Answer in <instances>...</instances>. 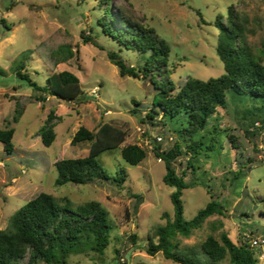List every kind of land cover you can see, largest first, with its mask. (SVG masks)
<instances>
[{"label": "rangeland", "instance_id": "obj_1", "mask_svg": "<svg viewBox=\"0 0 264 264\" xmlns=\"http://www.w3.org/2000/svg\"><path fill=\"white\" fill-rule=\"evenodd\" d=\"M118 4L132 5L135 14L145 17L167 40L172 48L173 79L178 85L184 84L189 77L208 80L225 73L217 54L221 30L216 19L220 15L227 16L231 5L250 22L253 32L248 34V42L254 53L264 51V0H116L114 13ZM198 13H201L204 22ZM100 15L96 0H0L1 124L7 126L15 114L16 101L13 97L21 98L26 107L20 122L11 126L16 130L15 151L8 154L0 143V229L6 230L11 217L42 193L51 194L62 203L68 199L74 206L98 201L108 211L107 218L112 227L111 244L103 255L73 256L71 264H176L161 254L150 256L145 252L152 229L166 225L164 214H169L171 218L174 216L171 195L175 189L164 183L165 164L153 153L152 143L161 139V129L143 124L144 112H132L140 109L133 100L151 103L153 95L142 81L121 77L106 51L84 43V31L96 36L93 29ZM68 40L78 46L80 54L69 64L59 65L55 70L76 74L85 95L91 100L66 104L50 99L44 106L33 102L32 88L17 77L21 55L28 53V75L43 86L51 70L35 49L48 51ZM98 42L107 50L115 48L102 36ZM122 57L135 64L138 55L123 53ZM52 109L63 120L56 128V141L46 147L38 132ZM223 115L230 125L229 129H233L231 134L237 137L239 150L233 149L230 139L225 138L219 157L205 161L204 167L217 179L236 168L239 152L257 162L244 184L249 197L242 194L240 201L228 184L226 188L221 186V179L213 187L218 196L229 199L232 205V216L226 221V230L231 233V238L238 242L241 228L247 231L246 237L254 232L251 237L264 239V126L258 122L256 127L260 130L254 135H245L243 123H237L242 113L238 118L232 111L223 112ZM226 119L221 120L223 130L227 127ZM103 124L124 127L129 134L127 143L144 147L148 152L147 158L138 166L129 165L122 158L121 148L107 151L99 157L111 177L117 176L121 168L128 172L129 176L121 187L110 183L57 187L55 163L67 158L86 157L89 153L88 143L72 146L75 134L82 126L95 132ZM181 161L185 164V160ZM182 167L178 161V170ZM203 176L200 175V179ZM191 177L189 174L188 180ZM182 200L185 218L191 220L206 207L211 197L206 189L197 186L185 190ZM255 202L257 209L253 211ZM241 204L243 211H249L248 216L242 219L237 218V208ZM217 219L211 218L192 238L184 239L183 246L200 249V244L212 233L220 238L222 230L212 231V221ZM133 234L138 235L136 245L130 238ZM254 251L258 264H264V247ZM222 264H230L229 258Z\"/></svg>", "mask_w": 264, "mask_h": 264}, {"label": "trees", "instance_id": "obj_2", "mask_svg": "<svg viewBox=\"0 0 264 264\" xmlns=\"http://www.w3.org/2000/svg\"><path fill=\"white\" fill-rule=\"evenodd\" d=\"M96 1L101 13L93 29L96 36L84 31V43L106 51L109 61L118 68L121 77L142 81L153 95L151 103L133 100L140 109L132 112H144L141 122L161 129V139H155V143H152L153 153L165 164L164 183L175 189L171 195L174 216L171 218L169 214H164L167 223L152 229L145 252L150 256L161 254L176 264H222L228 258L230 264H258L259 259L252 247L255 237L250 236L254 232L246 237L247 231L240 228L239 241L231 238V233L226 230V221L232 216V205L229 199L218 196L213 187L221 179V186L226 188L228 184L240 201L242 194L249 197L244 184L257 162L239 152L236 168L217 179L204 167L205 161L219 157L225 138L230 139L233 149L239 150L237 137L231 134L233 129H229L223 112L232 111L236 118L242 113L237 123H243L245 135L256 134L260 130L256 127L258 122L264 126V51L254 53L248 42V34L253 32L249 20L234 5L228 7L227 16H218L216 24L221 35L217 54L225 73L208 80L189 77L184 84L178 85L173 79L172 48L157 29L145 17L136 15L132 5L118 4L114 13L116 0ZM198 14L201 17V13ZM200 19L204 22L202 17ZM2 23L5 25V20ZM101 36L116 49L107 50L102 46L98 42ZM35 51L40 53L51 70L45 85H40L28 75V53L21 55L17 65V77L32 88L33 102L44 106L50 99L66 104L91 100L85 95L76 74L55 70L57 66L69 64L79 56L80 50L72 40L48 51L37 48ZM123 53L137 54L135 64L126 61ZM13 100L16 101V109L12 120L7 126L0 122V143L8 154L15 151L16 130L11 126L19 123L26 111L21 98L13 97ZM224 119L227 124L225 130L221 126ZM62 120L55 109L50 110L38 132L46 147L56 141V128ZM128 138L124 127L103 124L93 132L82 126L71 144L88 143L89 153L86 157L57 161L56 186L97 183L123 186L128 172L121 168L117 176L111 177L101 165L99 157L107 151L121 148L122 158L127 164L140 165L148 152L142 146L128 144ZM181 160H185V164ZM178 161L184 166L181 170L177 168ZM189 174L192 175L190 180ZM202 174L205 179H200ZM197 186L207 190L211 201L193 219L187 220L183 193ZM256 209L255 202L253 211ZM247 212L242 210L241 204L237 208V218L248 216ZM107 217L108 211L98 201L74 206L68 199L62 203L53 195L42 193L11 217L6 230L0 229V264H71L73 256L103 255L112 238V227ZM213 217L218 219L212 221V231L222 230L220 238L212 233L200 244V249L183 246L184 239L192 238ZM130 238L136 245L138 235L133 234Z\"/></svg>", "mask_w": 264, "mask_h": 264}, {"label": "built area", "instance_id": "obj_3", "mask_svg": "<svg viewBox=\"0 0 264 264\" xmlns=\"http://www.w3.org/2000/svg\"><path fill=\"white\" fill-rule=\"evenodd\" d=\"M252 247L254 249L262 248L264 247V239L263 238H256L252 242Z\"/></svg>", "mask_w": 264, "mask_h": 264}, {"label": "water", "instance_id": "obj_4", "mask_svg": "<svg viewBox=\"0 0 264 264\" xmlns=\"http://www.w3.org/2000/svg\"><path fill=\"white\" fill-rule=\"evenodd\" d=\"M140 204H141V203L138 204V206H137V208H136V212H138Z\"/></svg>", "mask_w": 264, "mask_h": 264}]
</instances>
